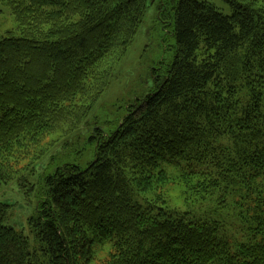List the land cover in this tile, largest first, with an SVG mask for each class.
I'll use <instances>...</instances> for the list:
<instances>
[{"label": "trees", "instance_id": "1", "mask_svg": "<svg viewBox=\"0 0 264 264\" xmlns=\"http://www.w3.org/2000/svg\"><path fill=\"white\" fill-rule=\"evenodd\" d=\"M146 1L4 0L19 35L0 36V187L24 190L47 139L83 125ZM223 1L229 16L198 0H162L172 61L113 131L94 129L86 167L45 177L30 220L34 249L5 225L0 202V264H92L103 247L102 264H264V0ZM170 168L188 171L201 200L215 195L214 209L170 206L161 192ZM231 195L255 223L235 249L212 217Z\"/></svg>", "mask_w": 264, "mask_h": 264}, {"label": "rangeland", "instance_id": "2", "mask_svg": "<svg viewBox=\"0 0 264 264\" xmlns=\"http://www.w3.org/2000/svg\"><path fill=\"white\" fill-rule=\"evenodd\" d=\"M198 1L212 5L224 15H231L229 6L223 0ZM3 2L4 0H0V36L7 32L19 35L17 24ZM161 4L162 0L146 1L143 18L132 43L115 66L109 85L83 125L66 136L54 135L47 139L46 151L34 164V172H26L29 185L24 190H21L15 181L0 187V202L9 206L5 225L24 234L29 239L31 249L37 244L30 220L35 215L38 203L44 198L45 177L65 164L86 167L93 157L89 138L94 129L99 128L105 133L113 131L128 106L151 91L153 74L162 72L160 69H164L172 61L174 40L170 26L160 18ZM165 170L171 179L161 188V192L167 203L177 211L197 216V213L213 210L217 205L213 201L217 198L215 195L213 198L206 197L201 200L195 191L188 189L197 183L193 178L190 180L183 177L188 172L186 169ZM227 202V207L216 211L212 217L220 222L235 249L239 243L248 241L253 234L249 230L255 223L249 219L247 207L241 205L237 195H231ZM107 253V248L95 249L92 264H102Z\"/></svg>", "mask_w": 264, "mask_h": 264}]
</instances>
